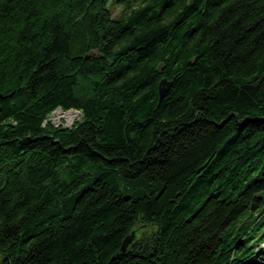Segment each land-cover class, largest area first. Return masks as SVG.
Returning a JSON list of instances; mask_svg holds the SVG:
<instances>
[{"label": "trees", "instance_id": "obj_1", "mask_svg": "<svg viewBox=\"0 0 264 264\" xmlns=\"http://www.w3.org/2000/svg\"><path fill=\"white\" fill-rule=\"evenodd\" d=\"M263 215L264 0H0V264H264Z\"/></svg>", "mask_w": 264, "mask_h": 264}, {"label": "bare ground", "instance_id": "obj_2", "mask_svg": "<svg viewBox=\"0 0 264 264\" xmlns=\"http://www.w3.org/2000/svg\"><path fill=\"white\" fill-rule=\"evenodd\" d=\"M52 115H55L54 121H58L61 117H65L68 124L72 123L74 119L78 116L77 113H74L72 111L62 112L61 110H57Z\"/></svg>", "mask_w": 264, "mask_h": 264}, {"label": "rangeland", "instance_id": "obj_3", "mask_svg": "<svg viewBox=\"0 0 264 264\" xmlns=\"http://www.w3.org/2000/svg\"><path fill=\"white\" fill-rule=\"evenodd\" d=\"M54 117H56V116L55 115H51L50 116L49 119H50L51 123L56 125V126L63 125V127L69 126V125L73 124L74 122H76V121H78L80 119V115L78 114V116L74 119V121L72 123L68 124L66 119H65V117H61L60 119H58V121H54ZM256 214L258 215V213H255V215ZM260 220L264 221V215L261 217ZM263 229H264V225L261 226L259 230L261 231Z\"/></svg>", "mask_w": 264, "mask_h": 264}, {"label": "water", "instance_id": "obj_4", "mask_svg": "<svg viewBox=\"0 0 264 264\" xmlns=\"http://www.w3.org/2000/svg\"><path fill=\"white\" fill-rule=\"evenodd\" d=\"M165 91H166V90H164V89H161V90L159 91V99H160V100L163 98V94L165 93ZM57 110H60V109H57ZM57 110H56V111H57ZM70 111H72V112L78 114V112H76V111H73V110H70ZM54 112H55V111H54ZM54 112H53V113H54ZM68 112H69V111H68ZM53 125H54V124H53ZM55 126H56V125H55ZM71 126H72V124L69 125V126H65V128H70ZM132 236H133V234H131L130 237H127V238L123 241L122 246H121V252H124V251H125V249L127 248L128 244L131 242Z\"/></svg>", "mask_w": 264, "mask_h": 264}]
</instances>
